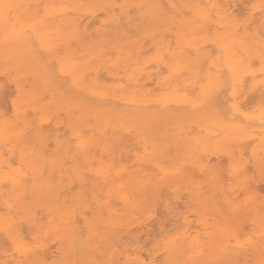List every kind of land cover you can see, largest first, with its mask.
<instances>
[{"label":"bare ground","instance_id":"bare-ground-1","mask_svg":"<svg viewBox=\"0 0 264 264\" xmlns=\"http://www.w3.org/2000/svg\"><path fill=\"white\" fill-rule=\"evenodd\" d=\"M0 75V264H264V0H0Z\"/></svg>","mask_w":264,"mask_h":264},{"label":"rangeland","instance_id":"rangeland-1","mask_svg":"<svg viewBox=\"0 0 264 264\" xmlns=\"http://www.w3.org/2000/svg\"><path fill=\"white\" fill-rule=\"evenodd\" d=\"M145 20H146V19H145ZM147 22H148V21H147ZM144 23H146V21H144ZM149 23H150V22H149ZM142 24H143V23H142ZM142 24H141V26L148 25V23H147V24H143V25H142ZM138 26H139V25H138ZM138 26H137V28H138ZM139 29H141V31H138L137 35H140V34L142 33V30H143L144 28L142 29V27L139 26ZM139 29H138V30H139ZM139 32H140V33H139ZM84 41L87 42V43L92 42V40H91V39H88V38H86ZM2 75H3V74H2ZM2 75H0V77H2ZM3 77H4V75H3ZM5 78H6V77H5ZM5 78H0V84L2 85V88H3L5 85H7V83L10 84V82L7 81L8 79L6 78L7 80H5ZM4 81H5V85L3 84ZM9 84L7 85V87L5 86L6 90L4 89V91H6V93H7V94H10V95H11L10 97H12L13 94H11L12 92L10 93L11 90L9 91V93H8V91H7V88H8V86H9ZM3 85H4V86H3ZM10 86L13 88L12 84H10ZM10 86H9V87H10ZM11 87L8 88V89H12ZM2 90H3V89H2ZM12 90H13V89H12ZM4 91H2V92H4ZM3 95H4L5 97L8 96V95L6 96L5 94H3ZM5 97H4L5 100H4V99H1V100H3V101H1V102L4 103V104L1 103V105H2L1 108H3V107H4V108L2 109L3 111H1V110H0V111L3 112V113H5L4 111H6V109L9 110V111H11L10 98H8L9 96H8L7 98H5ZM13 97H14V96H13ZM2 98H3V96H2ZM7 99H9V101H7ZM6 103H7V104H6ZM8 105H9V106H8ZM5 107H7V108H5ZM8 107H9V109H8ZM1 108H0V109H1ZM6 113H8V114H6V116H8V115L10 116V115H11V112H8V111H7ZM60 117H63V114H62ZM53 121H54V120H53ZM61 126H62V125H61ZM60 131H63V130L61 129ZM214 159H215V158H214ZM220 159H222V156L219 157V159H215V160H213V162H214V163H218L219 166L222 165V168L220 167V169L223 171V170L225 169V167H226V161L223 160V159H222L223 161H220ZM218 160H219L220 162H218ZM124 162H125V161L122 160V163H124ZM125 163H126V162H125ZM128 163H129V164L131 163L130 160H129ZM128 163H127V164H128ZM248 166H249V165H248ZM248 166H247V167H248ZM248 168H249L250 171L248 170ZM248 168H247V176H248L249 178L253 179V182H254L255 184H254L253 182H252V184H254L255 187L259 186V187H257V188H258V191L256 190V191H255L256 193H253L255 196H253L252 201H253L254 199H255L256 201H258L257 203H254V204H256V205H255V206H256V209H259V211H258L259 214H264V204H263V203H264V199H263V198H264V170H263V171H259V170L255 169V168H253L252 165H250ZM252 170H253V171H252ZM188 173H192V170H188ZM253 175H254V176H253ZM252 176H253L254 178H253ZM193 180H194V181H199V180H201V177H199V175H198V176H197V175H194ZM260 182H261V184H259ZM262 183H263V184H262ZM162 188H166V190L168 189V188L165 187V186L162 187ZM261 188H262V190H261ZM166 190L160 191L161 194H163L162 197H161V199H162V198H165V199L168 201L169 198H166V196L170 197L171 194L169 195V193H170V192H169V189H168L167 191H166ZM179 191L181 192L180 195H182V196H181L180 203H181V201H182V202L184 201L185 203H186V202H187V203L185 204V207H184L182 204H181V205H182L183 207H181V205H179V204H180V203H179V204H178V207H179V208H177V209H178V210H182V211H183V210H186V209H187L188 211L190 210L189 213H190V215H192V216L189 215V219L191 218V223H192L191 225L194 226L193 223H195V225H197V222H194V221L196 220V217H197L196 215H194V212L198 209L199 206H202L203 204L200 205L201 203H199L198 201H193V203H192L191 201H186V200H188V198H186L187 189H186V185H185L184 183H183V184H180V186H179ZM167 192H168V193H167ZM182 192H186V193H183V194H182ZM240 193H241V192H240ZM240 193L237 194V198H236V200L239 198V200H237V201H238L239 204L241 205V208H240L241 210H240L239 213H238V222H237L236 224H235V222H233V219H232V218L234 217L233 214H231L229 210H226V205H224L225 208L222 206L223 203H220V204L218 203V204L221 205L220 207H222V208L224 209V211L226 210V213H225L226 217H225V215H224V213H223V215H224L223 218L225 219L224 222H222V220L220 219V217L218 218V219H219V221H218L216 216H213V215L210 214V213H207V214L205 213V214L207 215V217H209V218L207 219V220L209 221V223H212V221L214 220V221L217 222V223H224V226H225V225L230 221L229 223H231V225H236V226H238L237 228H240V229H241L240 231H241V233H242V234L240 233L241 235H240L239 237H240V239L245 240V238L247 237V235L250 234V235L253 236V234L255 233V229H254L255 227H254L253 225H251V226H250V225H249V226L247 225L248 227L245 225V226H244L245 228H243V226H242V225H244V223H245V224H248V223H249V224H252V223L249 221V218H251V217H250V212H249V211H250V209H252V207L250 206L251 203H247V202H244V201L242 202V200H244V197H245V196H244L243 193H241V194H240ZM165 194H166V195H165ZM235 195H236V194H235ZM184 196H185V197H184ZM243 196H244V197H243ZM262 197H263V198H262ZM241 198H243V199L241 200ZM257 198H258L259 200H258ZM240 200H241V201H240ZM170 201H171V200L169 199V202H170ZM256 201H254V202H256ZM27 202H28V199H27ZM155 202H156V204H158V207H159V211H158V212H159V213L156 214V211H157V209H158V208H156V211H155V214H156V215H155V217H153V218H154V221H156V219H158L159 222L162 223L161 225L163 226V223H164L165 221L168 220V217H166V220L164 219V218H165V212L163 211L164 213H162L163 208H162V206H161V207L159 206V205H161L159 200H158V201H155V200H153V199H151V198H148V199H147V200L141 205L142 212L144 213L143 216H146V214H148V212H147L148 207L153 208L154 205H155ZM171 202H172V201H171ZM171 202H170V203H171ZM261 202H262V204H260ZM194 203H195V204H194ZM258 203H259L260 205H257ZM190 204H192V205H190ZM218 204H217V207H219ZM187 205H188V207H189V206H191V207L187 208ZM246 205H247V206H246ZM142 206H144V208H143ZM156 206H157V205H156ZM181 208H182V209H181ZM206 208H207L206 206H203L204 212H208V211H209V212H213V211H211V209H209V208H208V211H207ZM160 209H161V210H160ZM205 210H206V211H205ZM221 210H222V209H221ZM222 211H223V210H222ZM133 212H134V213H133ZM228 212H229L230 214H228ZM135 213H136V210H132V211L130 212L129 218H130V219L138 218L139 214H138V213L135 214ZM245 213H247V214L245 215ZM163 214H164V215H163ZM215 215H216V214H215ZM159 216H162V218L159 217ZM239 216H240V217H239ZM158 217L161 218V219H159ZM210 217H211V218H210ZM153 218H150L149 220H151V219H153ZM192 218H193V220H192ZM242 218H245L247 221H246L245 219H244V221H243ZM162 219H163V220H162ZM171 219H173V221H174V220L176 219V217H172ZM212 219H213V220H212ZM160 220H162V222H161ZM240 220H241V222H240ZM154 221H151V222L153 223ZM214 221H213V222H214ZM220 221H221V222H220ZM242 221H243V222H242ZM151 222H150V224L153 225ZM167 222H170V221H167ZM167 222H165L166 225H167ZM215 222H214V223H215ZM246 222H247V223H246ZM154 223H155V222H154ZM173 223H174V222H173ZM240 223H241V224H240ZM239 225H240V226H239ZM153 226H156V225H153ZM153 226H152V227H153ZM152 227H151V228H152ZM194 228H195V226H194ZM152 229H153V228H152ZM156 229L158 230V227H157V226H156V228L153 229V230H154L153 232H155ZM243 229H247V230L244 231ZM252 230H253V231H252ZM26 232H29V234L31 233V231H26ZM253 232H254V233H253ZM244 233H245V234H244ZM252 233H253V234H252ZM29 234L27 233V235H29ZM250 235H249V237H252V236H250ZM83 237H84V236H83ZM85 237L88 238L87 241H85V240H86ZM85 237H84L83 239L81 238V240H82L81 242H83V244H85V246H87L86 248H88V242L90 241V238L88 237L87 234H85ZM249 237H248V238H249ZM1 238H2V237H1ZM1 238H0V239H1ZM49 239H50V240H48L47 242H49L48 245L51 246V249H52V250L54 249V248H52V247H55V248H56V246H61V248L63 247V249H64V245H66L65 242H62V241L60 242V241H59V242L61 243V245H60V243H59V242H56V241H55V242H56L57 244L53 243L54 240H53L51 237H50ZM84 239H85V240H84ZM3 240H4V238H3ZM26 240H28V237H26ZM29 240H30V239H29ZM4 242H5V244H7L6 241H4ZM29 242H30V241H29ZM51 242H52V243H51ZM156 242H157V240L151 242V243L147 246V248H151V247H153V246L156 244ZM0 243H1V242H0ZM62 243L64 244L63 246H62ZM5 244H4V245L2 244L3 247L5 246ZM52 244H53V246H52ZM58 244H59V245H58ZM82 247H84V246H82ZM82 247H81V249H79L78 251H80V250H85V248H82ZM0 248H1L0 250H2V247H0ZM4 248H5V247H4ZM87 250H88V249H87ZM157 254H158V253H157ZM157 254H156V255H157ZM159 255H160V256H159ZM157 256H158L159 258H158ZM157 256H156V257H157V259H158V261H159V263H160V261L162 260V258H161L162 254L159 253ZM163 257H164V256H163ZM162 263H163V262H162Z\"/></svg>","mask_w":264,"mask_h":264}]
</instances>
